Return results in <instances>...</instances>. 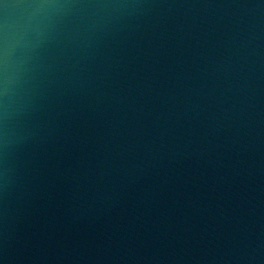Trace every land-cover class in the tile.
Masks as SVG:
<instances>
[{
    "label": "water",
    "instance_id": "obj_1",
    "mask_svg": "<svg viewBox=\"0 0 264 264\" xmlns=\"http://www.w3.org/2000/svg\"><path fill=\"white\" fill-rule=\"evenodd\" d=\"M0 264H264V0H0Z\"/></svg>",
    "mask_w": 264,
    "mask_h": 264
}]
</instances>
